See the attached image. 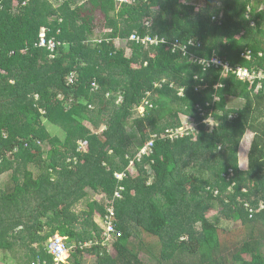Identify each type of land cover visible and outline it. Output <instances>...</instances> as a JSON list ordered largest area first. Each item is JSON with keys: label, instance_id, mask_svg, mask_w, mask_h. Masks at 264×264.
Wrapping results in <instances>:
<instances>
[{"label": "trees", "instance_id": "trees-1", "mask_svg": "<svg viewBox=\"0 0 264 264\" xmlns=\"http://www.w3.org/2000/svg\"><path fill=\"white\" fill-rule=\"evenodd\" d=\"M25 1L0 0V175L14 162L24 174L20 182L13 172L0 196V249L38 244L30 264H55L47 244L58 234L70 248L60 264H84L85 254L95 255L94 264H264V79L253 94L256 86L249 79L194 59L219 57L232 67L264 68V8L257 0H225L220 15L199 17L181 0H56L57 8L47 0ZM43 27L49 28L48 38L60 42L54 58L38 46ZM132 32L158 36V43L131 41L127 56L115 40ZM93 82L99 86L94 91ZM219 82L225 87L216 88ZM227 104L232 108L225 109ZM91 105L97 106L96 115L87 113ZM211 109L218 124L209 129L201 115ZM180 112L200 122L196 140L192 133L175 140L157 133L164 136L180 126ZM43 119L69 128L66 140L58 142L67 151L55 147L44 157ZM85 120L95 127L104 122L102 136ZM247 130L254 137L248 169L240 171L230 148L240 145ZM151 139V152L141 153ZM221 145L228 153L218 155ZM190 161L202 166L200 177H183ZM206 161L212 165L203 167ZM27 163L41 172L35 175ZM231 166L236 172L229 178ZM232 184L226 206L228 216L242 221L239 229L223 228L206 214L207 200L216 190L225 195ZM87 187L104 195L107 204L96 201L75 213ZM251 203L260 209L254 213ZM108 206L115 218L111 237L104 231ZM96 212L103 224L96 222ZM194 222H200V231ZM244 255H251V262Z\"/></svg>", "mask_w": 264, "mask_h": 264}, {"label": "rangeland", "instance_id": "rangeland-1", "mask_svg": "<svg viewBox=\"0 0 264 264\" xmlns=\"http://www.w3.org/2000/svg\"><path fill=\"white\" fill-rule=\"evenodd\" d=\"M47 1L50 4H52L55 8H57L58 2L56 0H47ZM181 1L187 5L195 7V10L193 12V15L195 17H199L200 15L203 16V14L204 15H206V14H212V15L219 14L220 15L221 13L224 12V4L226 3L225 0H210V1H208V3L206 0H181ZM120 3H124V2L120 1L119 4ZM257 3H259L261 5V9L264 8V6H263L264 4L262 5L261 1L257 0ZM216 8H218L219 12L217 11ZM254 24L255 23L253 22L252 25H254ZM110 30L111 29H109L108 27L105 28L106 32L110 31ZM128 38H126V39L125 38L124 39L116 38L115 44L117 47H121V48L125 49L126 55L130 56L132 53V48H131V41H128ZM154 39H158V36H156ZM98 41H101V39ZM192 58H193V55L191 54L190 59H192ZM253 66H252V69H255ZM255 67H256V65H255ZM257 70L262 71V73L264 74V68L257 69ZM253 79L254 78L252 76L251 80H253ZM261 79H263V75L258 74L257 80L260 81ZM159 85L160 84H156V86H159ZM215 87L216 88H218V87L222 88L225 86H224V83L219 82ZM180 88H181V86L179 87V94H183L184 89L183 88L180 89ZM217 91L214 92V101H216V102L220 101V96H221V95L219 96V94H217ZM256 91L257 90L255 88H253V94H255ZM151 93L152 92L150 91L148 93V95L153 94V93L152 94ZM154 94L157 95L156 93H154ZM223 95L226 97L227 100L230 101V103H232V101L235 102V98L232 95L229 96L228 94H225V93ZM36 97H38V96L36 95ZM244 100H245V98L238 99L239 104H242L244 102ZM230 106H231V104H227L225 109H228ZM231 108H232V106H231ZM96 109H97V106L91 105L86 111L89 115H96L97 114ZM212 110L213 109H211L209 111V113H206L207 116H204L203 113L201 115L202 119H203V121L202 120L201 121L206 122L209 126V129H212L214 126H216L218 124V121H216L213 117H211ZM144 111H145V107H144V110L142 112H144ZM218 111H219V113H222V110L219 109ZM230 117H231V114H230ZM95 118H97V117H95ZM97 119H99V118H97ZM178 119H179L178 125H180V126L170 127L167 129L168 131H171V129H173L175 131H179L178 135H185V133L189 132L195 136L196 133H198L197 126L199 125L200 122L197 121L196 117H191L188 114H185L184 112H180ZM85 124L90 129H93L94 131L99 133L101 136H102L103 131L107 127L104 124V122H101L100 125L97 127H95V124H93L87 120H85ZM43 125L45 126L46 132H47V137H46L45 141H43L44 143H41V146L44 147L43 148L44 157L47 154L46 152L49 149H52L55 147H57V148L59 147L61 152L67 151V150H65V146L62 143L58 144V142H64L66 140L69 128L67 129L64 126H62L61 124L56 123V122H50L47 119H43ZM131 128H132L131 124H130V126L128 125V129H131ZM135 130L136 129H134V131ZM134 133H136L134 141L138 146H140V137H139L140 135L138 134L137 131H135ZM157 133H160L161 137L163 136L162 131H159ZM253 137H254L253 133L250 130H247V132L244 134V136L240 140V145L238 147H234L233 149L230 148V150L235 151V157L237 158L238 168L240 171H246L248 169V153H249V148H250ZM193 138H194V140H196V136ZM84 145H86V144H84ZM144 146L145 145L143 143V145L141 146V152L143 150L142 147H144ZM71 147H68V148H70V150H71ZM218 151L220 152V154L217 153L218 155H224L225 152L228 153L227 148L224 145L219 146ZM226 156H229V154H226ZM70 159H71V157L69 158V160ZM197 161L194 162L193 164H191L193 161H190L189 165L185 166V168L183 169V170H185V172H184L185 174L183 175V177H189V176H193V175H198L199 177L201 176L200 171H202V168H199V167H202V166L200 164L198 166ZM205 163H203V167H209L208 165H212L211 161L210 162L206 161ZM27 164H28L27 169L33 171L35 175H37L41 172L40 167L35 165L34 163H27ZM17 165H18V163L14 162L10 166V169L8 171H6L5 173L0 175V196L3 193L2 191L4 190V187L9 182L11 174L13 172H15L17 174L20 182L23 181V179H24L23 169L17 168V170H16ZM22 165H24V164H22ZM147 169H148V173L150 174V172H151L150 166ZM215 169H212V170H214V172L217 174V170H218L217 166ZM134 171H135V169L132 170L133 173H135ZM235 172H236L235 168L233 166H231V168L229 169V178H231L235 174ZM204 173L207 175V173H209V171L204 170ZM56 175H59V174L56 173ZM122 176H123V174L120 175V178ZM211 176L212 175L210 174L209 176H204V178L209 179L211 181H216V177L213 178ZM153 180H154V175L151 174L150 179L148 181V184H150ZM233 185L234 184L227 187V189H226L227 193L225 192V195L223 193H221L220 190H216L215 193L213 194V196H214L213 199L207 200L206 207H208L209 211L211 212L209 214V217H210L209 219L211 221H215L216 223H218L219 226H221L223 228L239 229L242 225V221L241 220L240 221L234 220L232 218V215L228 216L229 209L226 206V204L229 202V199H230V198H228V193L229 192L232 193L234 191V189H232ZM85 190L88 192L87 195H85L84 198H81L77 203H75L74 207L72 208V210L75 213H80V212L82 213L84 210H87L89 208V203L93 204V202H96V201L98 203H100L101 205H104V206L107 204V201L105 200L106 198L104 197V195L97 194L91 188H88V187ZM243 191L247 192L248 190L246 188H244ZM220 196L223 197L224 199L225 198L226 199L222 200L219 198ZM256 197H257V195H256ZM238 198L239 197H237V199ZM239 199L241 200L242 198H239ZM253 199H255V197H253ZM257 199H258V197H257ZM258 203L260 206L263 205L262 201H258ZM258 203H256V204L251 203V206L249 205L248 207L251 210H254V213H255L256 211H258V209H260L259 206L257 205ZM246 205H248V204H246ZM94 217H95V220L98 224H100V223L103 224V221L101 220V217L97 212L95 213ZM85 218H86V214L80 215V217H79L80 221L84 220ZM192 226H193L194 230L197 232L201 230L200 222H194V224H192ZM21 228H23V227L19 226L16 230L18 231ZM149 237H151V236H149ZM109 248H110L109 252L112 255H115L114 248L112 246H110ZM260 248H261V251L264 253V242L263 241H261ZM38 251H39V245L38 244H34L33 246H26L25 244L24 245H21V244L18 245L17 244V245H14L13 248H11V249H0V264H30L31 262H33L35 260L34 258H35ZM141 255H142V252H141ZM244 256L246 257L247 262H251V260H252L251 255H244ZM83 257H84L83 258L84 264H94L96 261V257L94 254H85ZM172 261H173V258H172V260L169 259L168 261H166V263H171Z\"/></svg>", "mask_w": 264, "mask_h": 264}, {"label": "built area", "instance_id": "built-area-1", "mask_svg": "<svg viewBox=\"0 0 264 264\" xmlns=\"http://www.w3.org/2000/svg\"><path fill=\"white\" fill-rule=\"evenodd\" d=\"M27 1H29V0H27ZM27 1L23 2L24 5L27 3ZM119 1L128 2L129 0H119ZM144 24H145V26H148L149 20H146ZM48 30H49V28H47V27L42 28V31L40 33V40L38 42V46L47 48L50 51L49 56L54 58L56 48L60 44V42L57 43L55 37L48 38V36H47ZM129 41H136V42H140L143 44L146 43L148 45L150 43H157L158 42V40L153 39L149 35L140 36L136 33L131 35V37L129 38ZM183 50L186 51L187 47L184 46ZM200 61L202 63L207 64V61H205V60H200ZM214 62L218 63V64L221 63V61H218L217 59H215ZM237 70H238V73L241 76V78L249 79L251 86H254V85L256 86V90L263 88L262 81L264 79V74L262 73V71L257 70V69L249 70L248 68H243V67H238ZM258 74L263 75V79H261L260 81L258 80L259 82L257 84ZM75 76H76V72H73L68 77V83H72L75 79ZM252 76L254 78L253 80H251ZM98 88H99L98 84L96 82H93L92 83V90L94 91V90H97ZM145 100H147V99H145ZM140 108H141L140 111H143L144 105H142V107H140ZM178 132L179 131H175L173 129H171V131L166 130V134L164 135V137H168V138L173 140V139H176L178 137L184 136V135H178ZM186 134H189V132L185 133V135ZM81 145H82V143H81ZM152 146H153V140H151L147 144V146L142 150L141 153H146L147 150H151ZM119 177H120V175H119ZM116 194H117V196H120L119 193H116ZM262 207H264V206H262ZM108 211L110 212V214L107 215L106 218H108L109 220L107 222H104V231H105V234L107 235V237H111V234L115 231V229H114V222H115L114 219L115 218H114V212H113L112 206H108ZM47 247H48V252L54 257V261L56 262L55 264H60V262L66 261L70 255V248L67 246V243L65 242V238L58 235V234L53 236L52 238H50L48 240ZM44 263H46V262L44 261Z\"/></svg>", "mask_w": 264, "mask_h": 264}, {"label": "bare ground", "instance_id": "bare-ground-1", "mask_svg": "<svg viewBox=\"0 0 264 264\" xmlns=\"http://www.w3.org/2000/svg\"><path fill=\"white\" fill-rule=\"evenodd\" d=\"M133 34H134V33H133ZM156 40H159V39H156ZM157 43H158V42H157ZM177 45H179V44L177 43ZM193 57H194V55H193ZM246 57H248V58L251 57V56H250V52L247 53ZM194 59L198 60L199 62H201L200 60H205V61H207V64H206V63H203V64H205V66L213 65V64H214L216 67L221 66V68H222V73H223V74L226 73V72H227V73H228V72H234V73H236V74L238 75V77H239L240 79H243V78H241V76H240L239 73H238V70H237L238 67L248 68L249 70H251L249 67H247V66H243V65H241V64H238V65H236L235 67H232L228 61H225V60H223V59H221V58H219V57H213V58L210 59V60H206V59H202V58H198V57H195ZM215 59H217L218 61H221V63H220V64L215 63V62H214ZM208 63H209V64H208Z\"/></svg>", "mask_w": 264, "mask_h": 264}, {"label": "clouds", "instance_id": "clouds-1", "mask_svg": "<svg viewBox=\"0 0 264 264\" xmlns=\"http://www.w3.org/2000/svg\"><path fill=\"white\" fill-rule=\"evenodd\" d=\"M118 1H119V0H118ZM119 2H120V1H119ZM130 2H132V1L130 0ZM126 3H127V2H126ZM15 4H16V3H15ZM128 41H129V38H128ZM148 93H149V92H148ZM145 99H147V98H145ZM140 107H142V105H141ZM140 107H139V109H141ZM154 136H155V135H154ZM162 137H164V136H162ZM176 139H177V138H176ZM151 140H152V139H151ZM151 140H150V141H151ZM170 140H172V139H170ZM173 140H175V139H173ZM150 141H149V142H150ZM149 142H146V143L144 144L145 146L142 147V148L144 149V148L147 146V144H148ZM148 151L151 152V150H147V152H148Z\"/></svg>", "mask_w": 264, "mask_h": 264}, {"label": "crops", "instance_id": "crops-1", "mask_svg": "<svg viewBox=\"0 0 264 264\" xmlns=\"http://www.w3.org/2000/svg\"><path fill=\"white\" fill-rule=\"evenodd\" d=\"M210 213H211V212L208 210L206 214L209 216Z\"/></svg>", "mask_w": 264, "mask_h": 264}]
</instances>
